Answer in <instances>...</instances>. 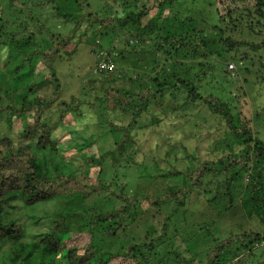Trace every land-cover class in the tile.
<instances>
[{
    "label": "trees",
    "instance_id": "16d2710c",
    "mask_svg": "<svg viewBox=\"0 0 264 264\" xmlns=\"http://www.w3.org/2000/svg\"><path fill=\"white\" fill-rule=\"evenodd\" d=\"M97 1L101 5L95 12L83 10V7L90 6L88 0H0V116L5 115L8 123L20 126L14 136H0V242H17L23 236L21 225L12 220L3 222L1 217L2 209L10 206L12 201L32 207L62 197L85 201L109 193L119 201V205L106 211L84 208L73 215L79 218L80 228H85L89 235L85 246L69 245L70 232L66 221L70 214H67L51 222L47 230L29 245V251L37 252L43 260L41 262L47 259L49 264L60 261L65 264H139V260L149 261L153 253L166 245L172 249L169 252L168 248L167 253L174 256V264H264V234L252 231L213 238L214 246L202 260L184 258L173 249L171 242L177 232L173 221L185 220L182 215L187 200L208 179H222L227 186L238 178L243 179L252 204L259 209L261 206L264 208V141L253 133L250 121L241 112L233 111L229 103L218 96L201 94L200 85L196 82L197 74L181 77L176 65L179 59L199 56V45L208 51L216 45L224 47L221 53L215 50L223 60L224 74L235 70V67L232 72L228 70V60L236 63L254 59L252 55L264 51V36L260 34L264 0H254L253 9L246 10L247 16L237 21L230 19L235 10L228 9L227 14L221 16L215 9V22L205 21L202 26L196 24L190 14L186 18L181 15L183 11H176L180 0H152V4H142L136 12L130 11L124 0ZM52 5L54 13L61 18V24L73 25L65 34L54 32L43 17ZM150 7H154L156 13L143 25L141 18L149 15ZM83 24L90 27L98 25L104 30L116 24L117 31L111 45L98 55L96 63L102 61L103 64L96 67L95 77L87 79L82 89L80 86V93L78 91L69 100H60L61 84L53 64L62 58L61 54L66 52ZM118 38L129 50L117 47ZM96 44L101 52L103 47ZM125 53L151 56L149 61L152 65L149 75H127L128 87L115 85L113 78V59L124 58ZM225 62H228L227 67ZM25 70L24 77L22 72ZM21 75L26 82L34 78L28 88L29 94L35 93L32 99L27 98V93L20 95L16 88ZM170 100H180L181 103L175 105ZM197 103L222 121L226 136L239 149L221 153L215 159L198 161L194 154L183 148V158L192 162L190 166H171L167 170H160L155 164L152 166L153 174L149 178L161 185V191H148L142 195L131 191L130 197L123 193L125 185L121 182L117 185L116 175L119 171L138 166L136 140L143 138L147 131L170 123L169 119L177 110L183 112ZM84 107L95 110L100 120L106 117L108 110L117 113L114 118L121 124L107 123L113 133V147L99 155H85L81 161L88 168L75 171L73 166L59 158L54 134L69 115L80 116ZM259 111L264 116V102ZM146 117L149 118L147 122ZM70 135L78 137L81 133L72 129ZM84 143L90 147L93 138H84ZM107 163L115 173L109 180L101 177ZM91 167L99 168L95 180L90 175ZM171 179L177 183L169 186L165 181ZM220 184L218 181L216 190L220 189ZM113 185L120 186L119 191H112ZM229 192L227 190L225 195ZM219 197L220 194H215L210 202H216ZM168 203L173 206L172 213L157 229L147 227L140 242L130 238V243L115 253L106 247L119 232L125 234L132 224L141 220L146 214L140 211L141 208L148 206L159 211ZM172 214L176 217L173 221ZM169 227H172L173 234L167 232ZM24 249L25 246H21L15 253L16 257ZM256 250L262 252L257 254ZM117 258H120L119 262L111 263Z\"/></svg>",
    "mask_w": 264,
    "mask_h": 264
},
{
    "label": "rangeland",
    "instance_id": "374dc122",
    "mask_svg": "<svg viewBox=\"0 0 264 264\" xmlns=\"http://www.w3.org/2000/svg\"><path fill=\"white\" fill-rule=\"evenodd\" d=\"M124 1L127 2L128 9L134 12L138 11L139 6H142V4L150 5L153 2L152 0ZM88 3L90 6L83 7V10L96 12L101 5L97 0H88ZM254 5V0H193V2L180 0L178 6H176V11L180 9L181 12L183 11L181 15L185 17L190 14L194 22L202 26L205 21L215 22V9L221 16L226 15L228 9L235 10L230 19L237 21L238 18L246 17V10L253 9ZM53 6L47 8L43 17L46 19L47 25L55 30L54 32L65 34L73 25L71 23L61 24V18L54 13ZM150 9L149 15L141 18V24L144 25L148 19L155 15L156 9L154 10V7H150ZM261 21L262 31H259L264 36V18ZM221 26L224 28V24ZM115 31H117L116 24L107 30L100 28L98 25L90 27L83 24L76 32L72 43L65 50L66 52H61L62 58L56 60L53 64V70L58 75L61 84L60 100H69L78 91L80 93V86L82 89L83 83L87 79L95 77L96 67H99L100 63L103 64L102 61L98 64L96 63L99 58L98 55H101L104 49L111 45ZM116 42L119 49L129 50L122 45L120 39L116 40ZM96 43L103 47L101 52L95 46L97 45ZM198 48L199 56L189 60L179 59L176 61L181 77H186L187 75L190 77L192 73L197 74L196 82L200 85V93L203 95L212 94L228 102L233 111L238 110L242 113V116L244 115L250 121L253 133L264 141V116L259 111L260 106L264 102V51H260V54L252 55L251 57L255 58L245 62L237 61L233 63L231 59L228 60L230 61L229 64L234 65L235 70L232 73L224 74L223 60L215 52L218 49L219 53H221L224 47L216 45V47H210L211 51L200 45ZM71 51L72 54H70ZM149 57L151 56H137L125 53L124 58L113 59L115 85L121 84L124 87H128V84H126L127 75L133 76L136 73L139 75L151 74L152 65ZM138 61H141V63H138ZM211 62L215 63L213 70ZM225 63L227 67L228 62ZM203 71L205 72L203 73ZM26 72V70L24 73L22 72L24 77ZM21 77L16 82V88L19 89L20 95H26L27 93V98L32 99L35 93L29 94L28 88L34 82V78H29L26 82L25 78ZM3 98L4 96L2 95V101ZM170 101L175 105L181 103L180 100ZM164 105L170 109L167 101H164ZM114 114L117 113H111L108 110L106 119L101 118L100 120V115L95 110L84 107L80 112V116L69 115L54 134L59 146V158L73 166L75 171L88 168V165L81 161L85 155H99L113 147L114 137L107 123L121 124L114 118ZM148 120L149 118L146 117L145 121L147 122ZM169 120L170 123L163 124L160 129H151L144 134L143 138L136 140L135 150L138 166L117 173L116 180L119 181L117 185L120 182L124 184L123 193L125 192L129 197L131 191H135L139 195L148 191H154L155 193L161 191V185L155 184L149 178V175L153 174L152 166L154 164L160 170H167L171 166L178 168L190 166L192 162L183 158V148H186L187 152L194 154L198 161L215 159L221 153L236 152L239 149L235 142H232L233 140L226 136L227 132L222 126V121L217 116L213 117L210 115L200 103H197L192 108L184 109L183 112L182 110H177ZM72 129L80 131L81 135L78 137L75 135L71 136L70 132ZM18 130H20L19 125L8 123V119L3 114L0 116V136H14ZM90 137L93 138V144L87 147L85 146L84 138L88 139ZM224 138L226 140L222 141ZM214 143L219 145H215V147ZM108 164L104 168V176H101L105 177L106 180H109L115 174L108 167ZM90 171L91 177L95 180L99 168L91 167ZM218 181L221 182L220 189L216 190ZM165 183L170 186L177 182L171 179L166 180ZM117 185L111 186V190L114 192L119 191L120 186ZM226 189L230 191L228 195H225ZM215 194H220V197L216 202L211 203L210 200ZM119 204V201L114 196L109 195V193L103 194L101 197H92L85 201L77 200L73 197H62L32 207H24L17 200L12 201L10 206H5L2 209L1 217L3 222L12 220L21 225L23 236L17 242H0V264H49L47 259H45L46 262H41L42 259L38 257L37 252L31 251V253L29 245L36 241L37 236L45 232L49 224L57 220L60 215L66 216L70 214L66 221L70 232L69 245L85 246L89 241V235L85 232V228H80V220L73 216L74 213H79L81 210H85L84 208H97V211H106ZM172 209L173 206L170 203L163 206L159 211L152 210L148 206H145L143 210L141 208L140 211L146 212L147 215L143 214L141 220L132 224L125 234L119 232L117 238L108 241L106 247L112 253H115L120 247L127 246L130 243L128 241L130 238L140 242L139 239L145 235L146 228L152 226L157 229L163 224L164 218L172 213ZM182 216H184L185 220L180 222L173 221L176 217L174 214L171 215V221L177 227V235L175 234V238L171 242L174 244L173 249H176V252H179L186 259H204L205 254L214 246L213 238H224L230 233L249 231L264 234V208L261 206V209H259V207L252 204L245 188V182L241 178L236 179L231 186H227L226 182L219 178L206 180L203 187L195 190L187 200ZM76 221L78 222L77 224ZM167 232L173 234L172 227H169ZM21 246H25V249L16 257L17 254L15 255V253L20 251ZM168 248L163 245L153 253L149 261L139 260L138 263L174 264L176 260L172 254L167 253ZM171 250L169 248V252ZM256 252L260 254L262 251L256 250ZM119 261L120 258H117L111 263ZM125 263L128 264L127 262ZM53 264L65 263L60 261Z\"/></svg>",
    "mask_w": 264,
    "mask_h": 264
},
{
    "label": "built area",
    "instance_id": "2783aa9c",
    "mask_svg": "<svg viewBox=\"0 0 264 264\" xmlns=\"http://www.w3.org/2000/svg\"><path fill=\"white\" fill-rule=\"evenodd\" d=\"M228 70L232 72V71L234 70V65L230 64V65L228 66Z\"/></svg>",
    "mask_w": 264,
    "mask_h": 264
}]
</instances>
